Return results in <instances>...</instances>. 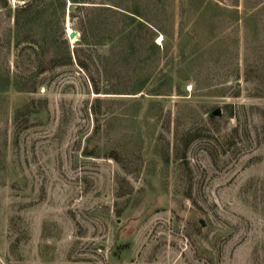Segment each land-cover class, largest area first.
<instances>
[{
    "label": "rangeland",
    "instance_id": "rangeland-1",
    "mask_svg": "<svg viewBox=\"0 0 264 264\" xmlns=\"http://www.w3.org/2000/svg\"><path fill=\"white\" fill-rule=\"evenodd\" d=\"M96 1L0 47V264H264V0Z\"/></svg>",
    "mask_w": 264,
    "mask_h": 264
},
{
    "label": "trees",
    "instance_id": "trees-1",
    "mask_svg": "<svg viewBox=\"0 0 264 264\" xmlns=\"http://www.w3.org/2000/svg\"><path fill=\"white\" fill-rule=\"evenodd\" d=\"M68 3L71 6L69 8H67ZM99 3L103 2H97L96 0H17L15 6L12 7L7 0H0V47H4L5 55L10 52L11 47L17 48L19 45L25 43L26 45L33 46L35 49L41 48L47 43L48 38L39 36L35 30V26L39 25V21H44L45 19L44 24L46 28L53 27L55 31L57 29L64 30L65 14L68 10L69 18L72 21L75 18L77 19L75 29L80 33L77 40L79 46L70 51L67 42H65V45L61 47V56H55L53 61L58 62L64 57L67 59L64 63L70 64L73 61L71 53H74L75 62L80 67L88 70L89 65H87L86 61L91 55L89 52L90 47L109 43L114 48L122 40L117 35L129 32L130 24L138 16L132 11H128V13L133 14V16L127 12L126 14L120 13L119 16L122 17V23L116 26L115 31L112 33L108 30L103 17L101 18V12H113L111 5L95 6V4ZM115 3L113 1L111 3L112 6L119 7ZM47 10L51 12V16L46 19L43 17V13ZM93 10H99V13L94 15L92 13ZM116 11L118 10L116 9ZM126 21H129V23H126ZM34 23H37V25ZM126 29L129 31L126 32ZM86 52L88 55H86ZM38 62H41V60H38ZM92 81L94 82L93 79ZM18 88L22 90L23 86Z\"/></svg>",
    "mask_w": 264,
    "mask_h": 264
},
{
    "label": "water",
    "instance_id": "water-1",
    "mask_svg": "<svg viewBox=\"0 0 264 264\" xmlns=\"http://www.w3.org/2000/svg\"><path fill=\"white\" fill-rule=\"evenodd\" d=\"M69 37L71 38V37H73V33L72 32H69ZM218 112H219V110L218 109H216V110H214V114H218Z\"/></svg>",
    "mask_w": 264,
    "mask_h": 264
},
{
    "label": "bare ground",
    "instance_id": "bare-ground-1",
    "mask_svg": "<svg viewBox=\"0 0 264 264\" xmlns=\"http://www.w3.org/2000/svg\"><path fill=\"white\" fill-rule=\"evenodd\" d=\"M69 27V26H68ZM68 30H69V28H68Z\"/></svg>",
    "mask_w": 264,
    "mask_h": 264
}]
</instances>
